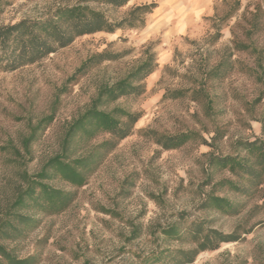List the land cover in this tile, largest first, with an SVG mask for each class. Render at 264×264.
<instances>
[{
	"label": "rangeland",
	"instance_id": "rangeland-1",
	"mask_svg": "<svg viewBox=\"0 0 264 264\" xmlns=\"http://www.w3.org/2000/svg\"><path fill=\"white\" fill-rule=\"evenodd\" d=\"M180 0H132L114 10L98 7L111 19L124 17L131 8L156 4L145 15L144 26L96 33L77 38L36 64L13 72L0 71V216L21 184L19 174H37L43 164L59 151V142L72 120L81 115L96 97L101 85L122 79L143 58L146 49L155 54L157 68L144 81L145 93L123 97L105 107L120 108L141 117L132 135L106 154L97 170L82 188L53 179L45 184L75 193V199L57 215L36 214L38 225L26 239L6 243L18 258L35 257L36 264H145L144 258L164 249H188L190 245L169 241L161 231L187 221H205L208 227L224 234L239 228L237 242L221 244L215 251L200 253L192 264H264V207L249 201L242 213L226 216L203 209L207 195L242 200L216 187L229 178L207 166L208 156L233 153L236 139L264 141L261 114L264 108V59L257 67L255 57L236 52L231 31L245 9L255 0H240L237 17L216 33L211 5L209 15L182 21ZM79 0H0V25L20 20L41 19L56 8L74 5ZM90 7L97 8L94 4ZM224 7L218 8L221 13ZM182 16V15H181ZM236 35L243 40L240 29ZM251 42L264 48L263 30ZM107 52L116 55L71 79L89 57ZM229 61V73L221 80L202 81L220 60ZM203 84L210 100L193 101L191 90ZM190 90L183 98L169 99L165 94ZM260 98V103L256 101ZM52 116L50 125L24 155L21 140L37 122ZM151 130L175 134L199 133L207 142L216 134L214 146L189 143L175 151H163L144 135ZM100 136L93 145L107 140ZM11 149L18 150L23 165L12 163ZM11 152V151H10ZM84 150H78L77 156ZM243 232H248L243 234Z\"/></svg>",
	"mask_w": 264,
	"mask_h": 264
},
{
	"label": "trees",
	"instance_id": "trees-1",
	"mask_svg": "<svg viewBox=\"0 0 264 264\" xmlns=\"http://www.w3.org/2000/svg\"><path fill=\"white\" fill-rule=\"evenodd\" d=\"M132 0H79L74 5L56 8L50 15L41 19L20 20L14 24L0 25V71L13 72L43 60L50 54L71 45L77 38L96 33L112 34L117 30H132L144 26L145 15L150 14L156 4L133 7L120 19L109 18L98 7L114 10L125 7ZM94 4L97 8L90 7ZM224 7L219 13L218 8ZM241 9L240 0H222L214 8L213 17L206 20L214 22L216 33L212 42L219 39V28L237 17ZM264 0H255L251 9H245L235 22L231 34L232 47L236 52H243L255 57L257 67H262L264 48L256 47L251 38L263 30ZM235 29L241 30L243 40ZM117 56L102 52L85 60L76 70V76H83L100 64L114 60ZM155 54L146 49L144 58L122 79L110 85H101L96 97L85 111L68 125L59 142V151L49 158L41 170L34 176L22 171L19 174V186L12 190V197L0 216V264H36L35 257L18 258L6 248V243L26 239L38 225L36 214L57 215L71 205L75 193L55 189L44 181L59 179L73 188H82L89 177L103 162L106 154L116 145L132 135L134 126L140 119L139 114L129 113L120 108L105 111V107L123 97H138L145 93L144 81L155 71ZM229 61L220 58L218 63L203 75L202 81L221 80L229 73ZM190 90H178L165 94L169 99L183 98ZM193 101L206 100V109L211 111L210 100L203 84L191 90ZM260 98L256 101L260 103ZM52 122V116L45 117L30 129L28 136L21 140L24 155L30 154L29 147L36 142ZM264 134V108L261 114ZM109 138L100 144L93 142L100 136ZM145 136L163 151H175L189 143L214 146L216 134L211 138L213 144L197 132L187 131L175 134L157 133L148 130ZM232 154L213 155L207 160L209 168L214 167L227 172L229 178L221 179L215 186L226 189L240 200H228L215 195H207L202 202L203 209L214 210L226 216L242 213L249 201H261L264 207V141L236 139ZM78 150L85 152L77 156ZM11 151V152H10ZM8 154L14 158L12 163L23 165L22 154L11 149ZM185 226L174 224L161 231L169 241L188 244V249H164L144 258L145 264H192L197 256L205 251H215L221 244L234 243L240 238L239 228L224 234L208 227L205 221L185 220ZM248 232H243L247 234Z\"/></svg>",
	"mask_w": 264,
	"mask_h": 264
},
{
	"label": "crops",
	"instance_id": "crops-1",
	"mask_svg": "<svg viewBox=\"0 0 264 264\" xmlns=\"http://www.w3.org/2000/svg\"><path fill=\"white\" fill-rule=\"evenodd\" d=\"M214 1L218 0H180L181 12L178 17L182 21H191L194 18L202 15H209L211 11V5ZM222 0H220L221 2ZM182 15V16H181Z\"/></svg>",
	"mask_w": 264,
	"mask_h": 264
}]
</instances>
